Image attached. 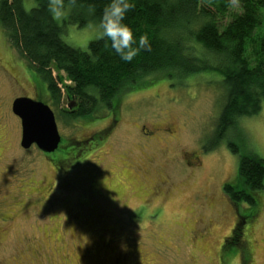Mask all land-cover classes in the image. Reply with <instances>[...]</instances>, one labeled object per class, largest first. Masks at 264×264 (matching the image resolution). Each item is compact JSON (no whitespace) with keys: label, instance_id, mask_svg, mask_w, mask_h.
I'll return each instance as SVG.
<instances>
[{"label":"rangeland","instance_id":"obj_1","mask_svg":"<svg viewBox=\"0 0 264 264\" xmlns=\"http://www.w3.org/2000/svg\"><path fill=\"white\" fill-rule=\"evenodd\" d=\"M97 25L67 24L63 39L87 50L99 40ZM31 72L0 26V264H230L239 253L222 244L236 211L223 186L238 176L241 155L264 159V105L211 149L225 102L221 76L208 72L179 85L156 75L152 86L123 95L112 136L92 147L81 141L100 130L108 108L68 119L73 100L56 104ZM20 97L55 113L62 137L55 153L21 147V120L12 111ZM142 126L175 133L145 137ZM83 145L85 154L74 157ZM259 201L253 264H264V190ZM240 213L248 216L244 207Z\"/></svg>","mask_w":264,"mask_h":264},{"label":"trees","instance_id":"obj_2","mask_svg":"<svg viewBox=\"0 0 264 264\" xmlns=\"http://www.w3.org/2000/svg\"><path fill=\"white\" fill-rule=\"evenodd\" d=\"M107 3H66L70 12L61 24L47 11V0H35L31 9L25 0H0V26L11 47L28 63L32 78L45 84L56 104L62 99L77 102L68 119L94 118L101 108L117 115L123 95L138 91L141 84L152 86L153 76L173 78L180 85L208 72L221 76L225 92L215 143L209 148L216 147L227 132L237 130V120L260 113L264 105V0H134L135 7L123 23L136 37L146 34L151 50H140L131 62L122 61L110 41L95 40L81 50L63 39L67 24L81 28L98 23ZM230 146L239 154L238 147ZM78 149L74 157L87 151ZM63 151L70 156V149ZM263 190L264 159L241 155L238 176L224 184V194L239 214L244 207L254 217L260 211ZM229 246L225 248H234Z\"/></svg>","mask_w":264,"mask_h":264},{"label":"clouds","instance_id":"obj_3","mask_svg":"<svg viewBox=\"0 0 264 264\" xmlns=\"http://www.w3.org/2000/svg\"><path fill=\"white\" fill-rule=\"evenodd\" d=\"M66 3L74 5L76 0H47V11L53 19L59 20L67 14ZM134 7V0H108L97 25L98 39L110 41L111 49L125 62H131L140 50H151L146 34L136 37L133 30L123 23L125 15Z\"/></svg>","mask_w":264,"mask_h":264},{"label":"water","instance_id":"obj_4","mask_svg":"<svg viewBox=\"0 0 264 264\" xmlns=\"http://www.w3.org/2000/svg\"><path fill=\"white\" fill-rule=\"evenodd\" d=\"M12 111L21 120L23 149L29 150L35 145L45 154H53L59 149L62 137L55 113L47 104L20 97L14 100Z\"/></svg>","mask_w":264,"mask_h":264},{"label":"flooded vegetation","instance_id":"obj_5","mask_svg":"<svg viewBox=\"0 0 264 264\" xmlns=\"http://www.w3.org/2000/svg\"><path fill=\"white\" fill-rule=\"evenodd\" d=\"M136 93H139V91L133 92V94H136ZM65 102L66 100H64V103ZM71 107L73 108V110H75L77 107V102L74 99L71 103ZM118 118H120V113H118L117 115L111 114L110 117L107 118L106 121L103 123V126L100 128V130L94 135H91L86 140L81 141V144L84 143L90 146L92 145V147H95L97 144H100V142L103 143L104 140L112 136L113 130L115 128L114 125L118 123ZM144 131H145V127L142 126L141 132H142V135L145 137L147 136L151 137L154 132H163L166 135H173L175 133L173 128H161V129L156 128L153 133L152 132L146 133ZM98 134H102V135H100L99 137ZM186 154H187L186 152L182 151V156ZM191 156H194L196 160H199V157L198 155H196L195 152H193ZM186 163L189 168H193L195 166V163L193 164L190 161H187ZM234 211L237 212V213L235 212L236 215H235L234 225L230 231V234L223 240L222 250L225 249V247H228L230 245L229 247H234L238 251L239 253L238 255L231 254L230 260H229L230 264H253L254 245L250 241V233L253 227V222L256 220L257 216H254V217L243 216V215H240L239 211H237L236 209H234Z\"/></svg>","mask_w":264,"mask_h":264}]
</instances>
